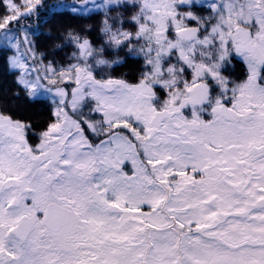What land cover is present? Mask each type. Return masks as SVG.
I'll list each match as a JSON object with an SVG mask.
<instances>
[{"label": "snow or ice", "instance_id": "1", "mask_svg": "<svg viewBox=\"0 0 264 264\" xmlns=\"http://www.w3.org/2000/svg\"><path fill=\"white\" fill-rule=\"evenodd\" d=\"M11 3L0 0L6 14ZM43 6L19 0L20 14L0 26V80L11 74L17 108L28 113L0 107V264H264V0L173 4L165 36L191 30L212 54L189 61L177 51L188 75L170 89L148 83L150 58L135 83L99 77L87 36L70 33L75 59L57 61L52 33L38 35ZM128 6L57 8L98 15L107 32L112 9ZM127 22L132 30L122 19L105 42L131 51L152 20ZM121 86L149 91L150 102ZM41 90L56 99L34 118Z\"/></svg>", "mask_w": 264, "mask_h": 264}, {"label": "trees", "instance_id": "2", "mask_svg": "<svg viewBox=\"0 0 264 264\" xmlns=\"http://www.w3.org/2000/svg\"><path fill=\"white\" fill-rule=\"evenodd\" d=\"M59 0H44V6L39 9L41 26L38 35H47L45 31H50L52 36H49V55L55 58L57 61H63L65 63L75 59L77 50L73 47L72 40L68 38L69 34H75L80 37H89L93 43V48L97 51L98 57L103 60L100 64H93V70L97 75L103 79H107L109 76L119 77L130 83H135L141 73L144 71L143 62L146 58L144 55H139L138 52L129 51V45H124L119 48H115L112 44L106 43L105 41L110 38L112 31H119L120 21H125V26L129 30H132L128 24L129 18L133 15L139 19L142 14V8L137 10L135 5L140 4L138 2H129V6L126 8L115 9L113 8L110 14L111 29L105 31L106 25L102 22V18L98 15L91 18L74 16L71 12L67 11L66 8H57ZM19 0H14L9 7L12 9L11 14H6L2 6H0V16L4 19L0 20V26H7L9 19H14L19 15ZM202 12L203 9H200ZM47 22V25H45ZM25 24L32 23L35 25V17H29L28 20L24 21ZM15 27V26H14ZM144 39L136 40L133 39L130 42L131 50L138 48H146L147 43ZM56 45H63L58 50V54L55 49ZM178 58L176 53L170 55L169 60L166 63H173ZM242 63V62H241ZM177 67L181 66L180 61H176ZM2 71V67H0ZM11 74H8L6 80H0V86H7L11 82ZM161 91V90H158ZM15 99L19 100L20 97L12 95V89L9 85L7 92L0 96V107L6 110L19 111L20 115H28L22 108L18 109ZM40 103L35 105V109L30 113L34 118L37 115H46L47 110L50 109L51 104L48 99L38 98ZM41 104L43 108H41Z\"/></svg>", "mask_w": 264, "mask_h": 264}, {"label": "rangeland", "instance_id": "3", "mask_svg": "<svg viewBox=\"0 0 264 264\" xmlns=\"http://www.w3.org/2000/svg\"><path fill=\"white\" fill-rule=\"evenodd\" d=\"M131 1L142 3V0H129V2ZM148 3L156 6L152 8H142V14L150 17L152 20L150 25L147 23L145 24L146 30L143 34V39L146 41L147 47L138 48L136 50L132 48L131 51H137L139 55H144L146 58H150L153 61L152 67L149 70L151 74L149 75L148 83H164L165 87L170 89L181 82L188 73H181L179 71L181 66L177 67L176 65V61H180L179 57L176 58V61L173 63H166L167 59L169 60L170 58L168 55L169 51L172 53H177V51H179L189 61L200 60L203 62L206 57L212 54V50L205 48L202 42L196 40L191 30L182 33L179 37L171 34L167 37L165 36V27L174 19L172 13H174L175 9L172 5H178L179 0H148ZM180 11L183 14L185 10L181 9ZM140 16L142 15L140 14ZM181 26L183 27V25ZM91 51L92 55L88 62L91 64H100L103 59L98 57L97 51L94 48L91 49ZM161 63H163L165 67L169 65L173 66V70L164 72L157 70ZM213 86L215 87V85ZM121 88L126 93H130L134 96L139 104H146L151 100V93L149 91L144 89H128L126 86H121ZM174 95L179 96L181 94L174 93ZM39 98L56 99L51 93L44 92L43 90H41ZM165 98V92L161 90L157 92L155 99L157 103H162ZM186 114H190V111ZM204 118L209 119L210 117L204 114Z\"/></svg>", "mask_w": 264, "mask_h": 264}, {"label": "flooded vegetation", "instance_id": "4", "mask_svg": "<svg viewBox=\"0 0 264 264\" xmlns=\"http://www.w3.org/2000/svg\"><path fill=\"white\" fill-rule=\"evenodd\" d=\"M214 87V86H213Z\"/></svg>", "mask_w": 264, "mask_h": 264}]
</instances>
